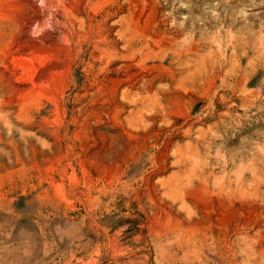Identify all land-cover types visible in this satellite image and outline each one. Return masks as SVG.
Returning a JSON list of instances; mask_svg holds the SVG:
<instances>
[{"label":"rangeland","instance_id":"1","mask_svg":"<svg viewBox=\"0 0 264 264\" xmlns=\"http://www.w3.org/2000/svg\"><path fill=\"white\" fill-rule=\"evenodd\" d=\"M0 264H264V0H0Z\"/></svg>","mask_w":264,"mask_h":264}]
</instances>
